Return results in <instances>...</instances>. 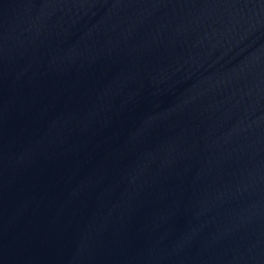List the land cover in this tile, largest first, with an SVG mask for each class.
I'll return each mask as SVG.
<instances>
[{
	"label": "water",
	"instance_id": "95a60500",
	"mask_svg": "<svg viewBox=\"0 0 264 264\" xmlns=\"http://www.w3.org/2000/svg\"><path fill=\"white\" fill-rule=\"evenodd\" d=\"M0 264H264V0H0Z\"/></svg>",
	"mask_w": 264,
	"mask_h": 264
}]
</instances>
